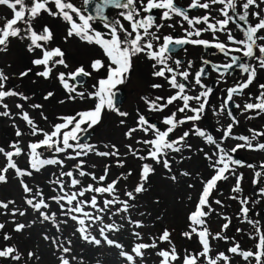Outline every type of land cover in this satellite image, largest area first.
I'll list each match as a JSON object with an SVG mask.
<instances>
[{
	"label": "snow or ice",
	"instance_id": "snow-or-ice-1",
	"mask_svg": "<svg viewBox=\"0 0 264 264\" xmlns=\"http://www.w3.org/2000/svg\"><path fill=\"white\" fill-rule=\"evenodd\" d=\"M0 5L6 6L12 12L11 18L0 17V53H7L13 42L18 41L24 44L26 52L33 57L30 60V66H26L19 73V78L35 75L45 81L57 82L64 93V98L58 100L61 105L68 101L76 102L77 98L80 101L92 102V106L85 110L76 111L72 115L58 116L56 120L59 122L49 121V117L44 113L42 103H31L29 107L38 110L41 120L48 122V130L41 127L30 116L29 111L25 110L24 103L15 104V107L19 109L16 115L25 122L29 134L32 137L42 138L29 141L26 148L21 147L20 139L10 143L9 147L12 149L10 151H6L4 147L0 146V154L6 159L4 166L0 167V184L8 183L9 170H13L23 193L26 194L23 197L25 205L37 214L29 223H20L13 219L14 231L21 233L25 228H30L36 223L50 222L57 235L45 234L43 239L50 242V246L54 249L53 255H56V252L60 253L56 257L57 264H71L77 260L75 256H71V260L69 259L72 240L60 238L63 231L62 226L67 225L69 220L75 222L73 235L78 233L80 239L96 246L101 245L102 240L92 235L90 229L93 225L100 224L98 234L102 237L103 242L108 246L120 249L118 255L129 264H135L137 257L142 260L145 255L143 250L157 248V241L167 242L170 246L156 253L161 258L160 264H174L176 261H180L181 264H198L200 261L203 264L204 260L207 261V264H217L218 261L230 264V257L225 252L209 255L212 252L210 241L228 240L229 238L224 233L231 224V219L224 217L226 222L219 231L213 234L209 230L208 219L214 211L212 203L222 204L218 199L210 202V198L214 191H218V182L227 181L230 176L236 179L235 186L231 191L242 192L243 173L237 175L236 168L256 167L251 163L246 164L235 159L233 154L237 153L239 149L264 151V142H261L264 141V131L249 129L250 136L233 135V127L239 124V121L229 107L230 102L234 104V94H242L256 80L258 71H264V8L261 7L264 5V0H240L239 4L237 0H191L187 6L188 9H203L207 13L191 18L183 7L178 6L176 0H146V2L145 0H80L79 4L75 0H0ZM215 5H220V7L215 8ZM109 8L125 10L118 13L122 20L110 17L107 14ZM159 10L163 11L158 16L149 14L154 11L159 12ZM213 11L219 12L223 19H217L214 23L210 22ZM43 14L58 18L67 24L65 41L75 37L79 41L89 46H96L101 50V57L89 62L90 71L86 70L82 64L71 72L58 70L59 66L68 69L69 64L66 62L65 52L59 46H51L55 39L52 30L47 25L36 27L35 21L40 19ZM173 14L181 17L190 26V28L184 29L183 37L174 38L172 35H160V30L165 27V24L157 23V19L171 20ZM250 17L255 19V23L250 22ZM237 19L244 24H236ZM93 21H98L107 31L93 27ZM122 21H126L128 27H125ZM230 22L236 25V28L242 33V38L238 39L228 28ZM201 24L206 27H197ZM166 26L174 27L172 24ZM180 26L183 27L182 24ZM205 32L212 33L211 40L201 38L202 33ZM217 33H224L226 39L221 41ZM173 45L215 48L223 56L228 57L230 62L214 64L210 60L201 58L202 66L193 72L194 61H185L180 58L171 59L175 55ZM233 53H239L255 63H242L240 62L241 55H233ZM136 59L150 62V75L166 81L169 90H171V94L167 97H141L149 112L164 113L170 109V106L175 108L174 111H169L167 115L163 116L159 126L150 122L146 115L140 113L139 109L136 110L135 126H128L126 118L129 113L121 110L117 105L114 90L117 89V86L130 82ZM209 65L212 71L217 73V82L233 66H238L247 76L242 83L227 88V95L222 98L219 107L210 102V97L214 95L213 86L204 83L205 77L210 75L207 71ZM33 66L39 67L41 70L34 71ZM93 73L96 74L97 79L92 85V91H77L75 87H70L69 79L88 77ZM9 81L10 77L0 67V107L4 109L0 111V117L11 119L13 114L5 99L18 97L21 101L27 102L30 100V96L23 91L6 87ZM35 82L33 81V83ZM150 87L162 89L164 85L151 83ZM258 89L259 92L255 98L257 102L245 103L242 111L255 110L256 116L264 114V83L259 84ZM56 95V91L48 90L42 95V99L50 101L55 99ZM234 106L240 108L238 104H234ZM209 109L215 116L225 113L230 119V123L226 126L221 125L216 129L220 133L218 139L199 126L200 121L207 119ZM106 112L115 113L121 118L119 125L125 129L123 136L134 142L125 145L126 152L123 157L115 143H105L103 148L106 150H100L96 144L82 142V138L101 123ZM219 122L217 120V123ZM12 126L15 128L17 138L24 135L19 126L15 123ZM185 126H187V130L176 135L177 131ZM137 133L143 135L137 138ZM192 136L200 138L204 144L209 146L208 151H205L204 148H199L197 151L203 154V158L207 161V167L211 169V175L208 178H200L201 191L198 193L193 209L187 215V230L183 231L181 235L189 240L195 235L201 245V250L195 254L185 250V254L181 255L172 243L174 230L170 231L168 228H164L158 237L152 238L151 243H136L131 249V253L135 255L125 251L122 244L110 239L107 234L118 232L123 225L117 224L115 221L104 223L105 217L127 214L121 216V219H126L136 228H144L142 219H132L131 210L137 207V197L149 190L147 185L150 177L156 171L154 164H160L168 173H172L171 154H180V158L183 160V152L185 150L192 151L193 145L188 142ZM229 139L243 143H236L229 149L225 146V141ZM134 145L143 147L137 148ZM45 153L56 155L46 156ZM60 154L63 155V158ZM89 154L102 158L115 157V163L121 169H126L128 156L141 161L136 173L137 181L132 185L131 190L128 189L127 184L123 190L119 188L122 181L127 182L133 176L131 169L120 172L111 182H106L110 175V165L105 164L103 174L97 176L94 171L86 170L87 160L83 158L88 157ZM21 155L27 156L24 168L18 166V163L13 159V157ZM65 160L76 161L72 170L64 171ZM147 161H151V163ZM45 166H59L60 169L57 178L49 181L50 185H55L52 189L55 194L47 196L38 184L30 186L24 179V177H33L34 172H40ZM96 167V164L91 165L93 169ZM259 167L264 169V163H261ZM179 175L190 177L193 174L181 171ZM196 176L199 178V173ZM261 176V171L255 172V178L252 180L253 185L259 183ZM64 177L69 180L66 182L62 179ZM81 178H90L92 183H87ZM170 179L173 182H178L176 174H172ZM193 187V184H188V188L192 189ZM121 195L124 199H121ZM259 195L264 196V187L259 188ZM188 199L191 201L192 197L189 196ZM230 199L236 200L238 197L231 196ZM50 202H54L58 206L59 216L57 212L50 210ZM155 203L159 204V200ZM240 203L242 205L240 214L255 229L256 235H250V238L257 240L256 250H242L240 244L236 243L226 251L242 256L245 261L252 258L255 260V264H264V232H261L258 227L260 219H248L251 209L246 206L249 203L247 197ZM255 203L259 204L260 201L256 200ZM10 205H15V201L0 200V209L9 210ZM26 213L27 208L20 210L13 207L10 210L13 217L17 214L23 217ZM7 214L8 212L0 213V215ZM140 215L143 217L145 213L142 212ZM260 215L257 213V216ZM4 228L5 223H0V230ZM236 231L241 232L242 229L238 228ZM133 235L138 240L142 239L139 231L134 232ZM2 238L4 241H10L12 236L5 232ZM22 256L23 254L15 246L0 247V260L9 261L10 264L13 262L20 264ZM27 259L28 261L35 259L38 262L41 257L36 252L28 251Z\"/></svg>",
	"mask_w": 264,
	"mask_h": 264
},
{
	"label": "rangeland",
	"instance_id": "rangeland-1",
	"mask_svg": "<svg viewBox=\"0 0 264 264\" xmlns=\"http://www.w3.org/2000/svg\"><path fill=\"white\" fill-rule=\"evenodd\" d=\"M240 0L237 1L239 4ZM80 0H78V4ZM215 8H219L220 5H215ZM264 8V5H261ZM230 11V10H229ZM231 14V12H230ZM7 17V15L0 11V16ZM46 14H43L42 17L35 21V25L37 28L41 27V25H46L48 22L50 26H48L53 34L54 41L51 46L56 47L59 46L65 52L66 62L69 64L68 69H64L63 66H59V71L71 72L74 71L76 67L81 64L85 67L86 70L90 71L89 62L92 59L101 57V50L96 46H89L84 42L79 41L75 37L64 40L66 36L67 24L62 22L58 18H53L50 16L49 18L45 17ZM211 22L214 23L215 19L218 17H222L219 12L213 11L211 14ZM11 18V17H10ZM48 19V20H46ZM220 19V18H219ZM252 23H255V19L251 18ZM93 27L98 30L107 31L102 28V25L99 22H92ZM203 27V26H202ZM233 25L230 22L228 28H232ZM176 33H182L183 28L176 27ZM163 32L173 34L172 29H165ZM220 40L226 39L225 34L217 33ZM203 36V35H202ZM33 57L31 54L26 52L25 46L23 43L14 41L10 47V50L7 53H0V67H2L5 71V74L10 77L9 83L6 87L14 88L18 91H23L26 95L30 96V100L27 102L21 101L18 97H8L5 99V102L9 105V109L11 110L13 117L10 119L8 117H0V146L4 147L6 151L12 150L9 145L12 141L16 139H20L21 147H25L29 141L41 139L42 137H32L28 130L25 122L16 115L19 112V109L15 107L17 103H24L25 110L29 111V114L32 118H34L37 123L48 130L49 124L41 120L39 116L38 110H33L29 107L31 103H42L44 105V113L49 117V121L59 122L56 120L58 116L61 115H72L76 111H82L92 106L91 101H80L77 98L76 102L68 101L65 104L61 105L58 103L59 99L64 98L63 90L58 86L55 81H45L42 78H39L35 75H29L23 79L19 78V73L24 70L26 66H30V60ZM138 61V66L133 70L130 82H126L124 85H119L117 88L124 87L126 90V97L121 105V110L127 111L129 116L126 118V123L128 126H135V119L137 115V109H139L141 114L150 115L151 118L158 120L159 122L162 120L164 115H167L169 111H174L175 108L170 106L169 110H166L164 113H156L149 112L147 106L144 101L141 100V94L144 93L147 96L154 98L155 96H164L167 97L171 94V90H169L168 84L161 78H154L150 75L151 68L150 62H142L144 59H136ZM255 63V61H254ZM11 65V67H8ZM34 67V71H40L41 68ZM193 70V69H192ZM86 82L83 84H74L72 80L69 79L70 87H75L77 91H92V85L96 82L97 76L93 73L92 76H88L86 78ZM257 81L254 82L253 85V100L256 102V96L258 95L259 89L258 85L264 83V71H258ZM33 81H36L33 83ZM151 83H161L164 85L162 89H152L150 87ZM54 90L57 95L55 99L50 101H44L42 99V95L48 91ZM219 94H223V91H218ZM216 92V93H217ZM215 93V94H216ZM214 102L210 101L212 105L219 107L221 96L213 95ZM246 99V98H245ZM246 100H244L245 102ZM245 103H242V107ZM4 109L0 107V111ZM191 114V113H189ZM225 113H222L220 116L213 115L211 109L207 112V119L199 122V126L201 128L206 129L208 132L213 134L217 139L220 136V133L216 131V129L220 128L221 125H225L227 119H225ZM248 117H252L249 119ZM121 118L118 117L115 113H105L102 121L99 125L95 126L86 143L96 144L100 150H106L103 148V144L105 143H115L120 149L121 157H123L126 152L125 145L128 143H134L133 141L127 140L123 136V132L125 129L119 125V120ZM217 120L220 122L217 123ZM239 124L233 127V135H251L249 129H253L256 131H264V114L260 116H256L255 110L253 112L247 111L243 112L242 115L238 116ZM15 123L20 129L24 132V135L20 138L15 136V128L12 126ZM252 123V124H251ZM187 130V126L182 129H179L176 135L181 134L182 131ZM142 133H137L136 136L139 138L142 136ZM193 145L192 151L189 152L185 150L183 152L184 159L181 160L180 154L172 153L170 156V160L172 162V173H168L162 165L154 164L156 169L155 173L150 177L149 184L147 187L149 190L146 193L140 194L144 195L143 198L140 196L137 198L140 205L139 208H135L131 210V216L134 220H143L144 224H147L150 234L152 238L158 237L164 228H168L170 231H173L172 235V243L177 247L178 252L181 255L185 254V250L188 253L195 254V250H201V245L199 244L198 238L194 235L191 240L184 238L181 233L187 230L188 220L187 215L193 209L194 203L197 199L198 193L201 191V183L200 178H208L211 175V169L207 167V161L203 158V154L198 152L199 148H204L205 151L209 150V146L203 143V141L195 136H192L189 141ZM264 142V141H261ZM236 143H243L242 141H237L233 139H229L225 141V146L227 148H232ZM137 148L143 147L142 145H134ZM146 154V153H142ZM237 154H240L244 158V162L251 163L256 165L254 168L248 167H237L236 173L239 175L243 173V179L241 181L242 192L234 193L231 189L235 186L236 179L233 176H230L227 181L218 182L217 188L218 191L213 192V196L210 198V202L212 200L218 199L222 202L221 205H216L212 203V208L214 209L210 218L208 219V227L209 230L215 234L217 231L221 229V226L226 222L224 217H228L231 219V224L229 228L225 231L224 235H226L229 239H217L211 240V248L212 252L209 254L213 256L218 252H225L230 257V264H255V260L249 258V261H245L242 256L237 254L228 253L226 250L233 246L236 243H239L242 250H253L256 248V239L250 238V235H256L255 229L253 226L245 220V218L240 214V208L242 207L240 201L247 197L249 199L248 206L251 211L248 214V219L256 220L260 219V227L261 232H264V196L259 195V188L264 187V169L260 168L259 165L264 163V151H253L249 149H239ZM46 156L56 155L53 153H45ZM61 158H63V155ZM13 159L18 163V166L24 168L26 166L27 156L21 155L20 157H13ZM87 160L86 170L94 171L97 176L103 174L104 165H110V175L106 182H111L112 179L116 178L120 174V172L125 171L126 169H131L133 171V176L129 178L127 182H121L119 188L121 190L124 189L125 184H127L128 189L131 190L132 185L137 181V175L139 166L142 163L141 161L134 159L131 156H128L126 169H121L117 167L115 161V157L110 158H102L95 156L93 154H89L88 157L83 158ZM151 163V161H147ZM6 163L5 157L0 154V167L4 166ZM76 163L73 160H65L64 171L72 170V166ZM92 164H96L97 167L95 169L91 168ZM59 166H45L40 172L33 174V177H24L25 182L32 185H39L45 192V196L49 194H55L52 192V189L55 185H50L49 181H53L59 175ZM181 171H188L193 175L190 177L180 176L179 173ZM261 171L262 176L259 178V183L257 185H253L252 180L255 178V172ZM199 173V178L196 174ZM75 174V173H74ZM172 174H176L178 176V182H173L170 179ZM66 182L69 178H62ZM82 180H86L87 183H92L90 178H81ZM188 184H193L194 187L192 189L188 188ZM26 194L23 193L18 178L15 177L14 171L9 170L8 173V183L0 184V200H14L15 205H10L9 210L0 209V213L8 212L7 215H0V223H5V228L0 230V247L12 245L17 247L19 252L23 254L22 260L20 264H57L56 257L60 254L56 252V255H53L54 249L50 246L49 241H45L43 239V235L47 234L49 236L57 235L55 228L51 225L50 222H45L44 224L36 223L30 228H25L21 233H17L14 231V223H12L13 219L20 223H29L35 217L36 213L32 211V209L25 205L23 197ZM191 196L192 200L190 201L188 197ZM231 196H237L238 199L232 200ZM124 199V198H123ZM159 200V204L155 203V201ZM259 200L260 203L256 204L255 201ZM19 208L20 210H25L27 208V213L25 216L21 217L18 214L13 217L10 214V210L13 208ZM143 207V208H142ZM147 209L149 212L153 213V219L145 218ZM50 210L52 212H57L59 216L58 206L54 202H50ZM145 213V216L141 217L140 213ZM257 213H260V216H257ZM121 216H126L125 214H121ZM118 216V217H121ZM117 218V216H115ZM113 218V216H111ZM114 219V218H113ZM147 219V220H146ZM74 224L75 222L69 220L66 225L65 230L62 231L60 235L61 239H71V254L69 259L71 260V256H75L77 258L76 261L71 262V264H129V262L125 261L124 258L118 255L120 249H117L112 246H108L103 242L102 237L97 235V231L92 228V235L97 236V238L102 240L101 245L96 246L93 244H89L82 239L79 238V234L74 233ZM65 226V225H64ZM101 226V225H100ZM99 226V227H100ZM134 226V225H133ZM155 227V228H154ZM154 228V229H153ZM242 229L241 232H237V229ZM122 229L125 230V238L123 241L118 240L117 235L111 236L110 239H114L120 244L122 243L125 251L131 247L133 248L136 243H140L141 240L133 235L134 232L140 231V229H136V227H131L128 223L127 225L122 226ZM7 232L12 236L10 241L3 240V234ZM155 232V234H154ZM142 233V232H141ZM151 238V240H152ZM197 239V240H196ZM130 241V244L129 242ZM197 241V242H196ZM133 242V244H131ZM162 243L157 241V248L150 250L149 253L145 254L148 256V260L144 261H135V264H160V257L157 256V252L161 249H165L169 246L166 242V246L161 247ZM199 244V245H198ZM65 246H68L65 244ZM160 246V247H159ZM196 248V249H195ZM33 251L36 252L37 255L41 257V259L37 262L35 259L28 261L27 252ZM129 253H131L129 251ZM156 261V262H155ZM0 264H10L9 261L0 260ZM14 264V262H13ZM174 264H181L180 261L174 262ZM198 264H201L198 261ZM203 264H207V261L204 260ZM217 264H223L222 261H218Z\"/></svg>",
	"mask_w": 264,
	"mask_h": 264
},
{
	"label": "flooded vegetation",
	"instance_id": "flooded-vegetation-1",
	"mask_svg": "<svg viewBox=\"0 0 264 264\" xmlns=\"http://www.w3.org/2000/svg\"><path fill=\"white\" fill-rule=\"evenodd\" d=\"M75 2L78 4V0H75ZM145 2H146V0H145ZM176 2L178 3V6L183 7L188 12L190 18L194 17V16H201V15L207 14L206 10H203V9H188L187 6L191 2V0H176ZM50 7H52V6L50 5ZM0 11H3L7 15V17H4L2 15L0 17H3V18L12 17L11 10L8 9L6 6L0 5ZM120 11H125V10L109 8L107 11V14L110 17H114L116 19L122 20V18L118 15V13ZM162 11L163 10H159V12L154 11V12L149 13V14L158 16V15L162 14ZM45 17L50 19V16L47 14L45 15ZM219 18L223 19V17H218L217 19H219ZM42 19L44 20L43 17H42ZM217 19H215V20H217ZM46 20H48V19H46ZM95 22H98V21H95ZM122 22L125 24V27H128V23L126 21H122ZM156 22L165 24V27H163L160 30L161 36L172 35L174 38L183 37L185 35L184 30L182 33L178 34V33H176L177 29H175V28L176 27L183 28V29L190 28V26L187 24V22L183 21L181 17L176 16L174 14H173V18L171 20L164 21V20L157 19ZM210 22H211V17H210ZM250 22H252L251 19H250ZM167 24L174 25V27L170 28L174 32L173 34H169L168 32L167 33L163 32L165 29H169V27L166 26ZM181 24L183 25V27L180 26ZM236 24H244V22L239 21L237 19ZM46 25L50 26V23L48 22V24H46ZM232 25H233V27L229 28V29L232 30L233 34L236 35L238 39L242 38V33H240L239 29L236 28V25L234 23H232ZM202 26L206 27L203 24L198 25L197 27H202ZM221 34H224V33H221ZM202 35L203 36H201V38H203V39H206V40L212 39V33L211 32H205V33H202ZM224 40L225 39H223L221 41H224ZM172 48L175 51V55H173L171 57V59L174 60V59L180 58V59L185 60V61H187V60L194 61V66H193V70H192L193 72L202 66L201 65V58L210 60L214 64H223V63L230 62L228 57L223 56V54L219 53L215 48H204L202 46H194V45H185V46L173 45ZM185 49H186V51H185ZM233 55H241V54L233 53ZM141 61L144 62V64H145V62H147L146 60H144V61L141 60ZM240 62H242V63H253L254 64L253 60H249L248 58H245L242 55H241V61ZM138 65H139L138 61L135 60L134 69ZM207 71L210 73V75L205 77L204 83L211 84V86H213L214 95H217L219 97L221 96L220 103L222 102V98H225L227 95V92H226L227 88L233 87L237 83H242L247 78L246 74H243L242 71L238 68V66H233V68L230 69L228 71V73L225 74V76H223L219 82L216 81L217 73L212 71L210 65L207 66ZM221 71H223V69H221ZM224 81H226V82H224ZM255 81H257V79ZM254 82L252 85L249 86V88L245 89L242 94H239V95L234 94V104L240 105V108H236L234 106V104H232L231 102L229 104V107L231 108L233 115L236 116L237 120H238V116L242 115L244 112V111H242V109H243L242 103H247V102L255 103V101L253 100ZM217 89H218V91L222 90L223 94L222 95L219 94L217 92ZM125 92H126V90H125ZM141 96H147V95L142 93ZM244 100H246V101L244 102ZM210 101L214 102L215 99L210 97ZM251 112H253V110ZM146 117L150 120V122L156 123L158 126L160 125V122L156 119L151 118L150 115H146ZM224 117H225V119H227V121L225 122V126H226L228 123H230V119L227 117V115H225Z\"/></svg>",
	"mask_w": 264,
	"mask_h": 264
},
{
	"label": "trees",
	"instance_id": "trees-1",
	"mask_svg": "<svg viewBox=\"0 0 264 264\" xmlns=\"http://www.w3.org/2000/svg\"><path fill=\"white\" fill-rule=\"evenodd\" d=\"M172 165H174V164H172ZM86 195H89V194H86ZM140 196H142V198H143V196L144 195H139L138 197H139V199H140ZM137 197V198H138ZM124 197L121 195V199H123ZM136 203H137V207L136 208H139V210H140V202H139V200H137L136 201ZM143 208V207H142ZM146 212V216H145V218H149V219H153L154 217V215H153V213L152 212H149V209H147V211H145ZM125 215H127V214H125ZM114 218V219H113ZM113 218H111V216H106L105 217V219H104V223H111V222H113V221H115L117 224H121V225H123L124 227H125V225H127L128 224V222H127V220L126 219H121V217H118L117 216V218L115 217V216H113ZM133 219V218H132ZM147 220V219H146ZM145 225V227L144 228H142V229H140V231L142 232L141 233V236H142V239H141V242L140 243H151V238H152V235L153 234H150V232H149V229H148V226H147V224H144ZM99 226H100V224H96V225H93V229L95 230V231H97V232H95V233H97V235H98V230H99ZM130 226L131 227H134L132 224H130ZM62 228H63V230H65V232H66V225L64 226H62ZM155 228V227H154ZM153 228V229H154ZM137 230L139 229V228H136ZM108 234H110L111 236H116L117 235V237L116 238H118L119 240H121V241H123L124 240V238L126 237L125 236V230L124 229H122V227H121V229L118 231V232H111V233H108ZM154 234H155V232H154ZM156 235V234H155ZM197 240V239H196ZM139 241V240H138ZM129 242V244H130V241H128ZM197 242V241H196ZM131 244H133V242L131 243ZM166 244V242L165 243H162V246L161 247H164L165 248V245ZM160 247V246H159ZM170 246H167L166 248H169ZM131 249H132V247H131V245L129 246V248L127 249V251H130L131 252ZM196 249V248H195ZM150 250H151V248L150 249H146V250H143L144 251V253L145 254H147V253H149L150 252ZM196 252H198L199 250L197 249V250H195ZM131 254H133V255H135L134 253H131ZM144 260H148V256L147 255H144V257H143V259L141 260L139 257H137L136 258V261H144ZM149 261V260H148ZM156 262V261H155ZM157 264V263H156Z\"/></svg>",
	"mask_w": 264,
	"mask_h": 264
},
{
	"label": "water",
	"instance_id": "water-1",
	"mask_svg": "<svg viewBox=\"0 0 264 264\" xmlns=\"http://www.w3.org/2000/svg\"><path fill=\"white\" fill-rule=\"evenodd\" d=\"M107 11H108V9H107ZM72 81H73L74 84H83L86 81V77L81 76V77H78L76 80H72ZM114 91L116 92L117 105L119 107H121V105H122V103H123V101L125 99V96H126L125 90H124L123 87H121V88L115 89ZM91 132L92 131H90L89 134H86V136L84 138H82V141L88 140ZM233 156H234L235 159H239V160L243 161V159L240 156L235 155V154H233Z\"/></svg>",
	"mask_w": 264,
	"mask_h": 264
}]
</instances>
